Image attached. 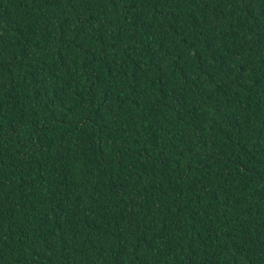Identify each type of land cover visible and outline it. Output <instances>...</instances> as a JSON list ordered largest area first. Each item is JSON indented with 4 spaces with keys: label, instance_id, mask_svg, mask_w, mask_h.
<instances>
[{
    "label": "trees",
    "instance_id": "trees-1",
    "mask_svg": "<svg viewBox=\"0 0 264 264\" xmlns=\"http://www.w3.org/2000/svg\"><path fill=\"white\" fill-rule=\"evenodd\" d=\"M0 264H264V0H0Z\"/></svg>",
    "mask_w": 264,
    "mask_h": 264
}]
</instances>
